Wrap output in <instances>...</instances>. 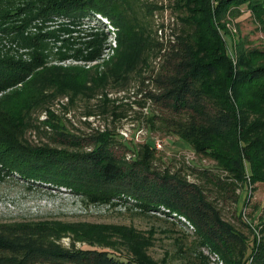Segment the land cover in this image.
Here are the masks:
<instances>
[{
	"label": "trees",
	"instance_id": "obj_1",
	"mask_svg": "<svg viewBox=\"0 0 264 264\" xmlns=\"http://www.w3.org/2000/svg\"><path fill=\"white\" fill-rule=\"evenodd\" d=\"M167 8L176 24L166 31L156 21L166 6L151 0H0V181L15 175L63 187L83 203L117 200L163 215L190 233L195 262L188 264H207L205 252L225 264H264V216L256 223L239 216L247 232L224 220L182 169H156L151 137L179 139L212 161L214 175L187 168L222 198L230 192L236 206L237 189L264 184V48L236 43L225 25L247 14L242 21L264 31V0H172ZM97 15L115 29L109 59L111 35ZM112 90L126 91L135 109L116 105ZM58 96L71 107L97 99L86 114L98 111L111 126L72 133L48 111ZM133 110L137 124L125 140L116 122ZM138 129L146 131L141 143L134 142ZM151 244L121 225L0 222V264H170L147 254Z\"/></svg>",
	"mask_w": 264,
	"mask_h": 264
},
{
	"label": "rangeland",
	"instance_id": "obj_2",
	"mask_svg": "<svg viewBox=\"0 0 264 264\" xmlns=\"http://www.w3.org/2000/svg\"><path fill=\"white\" fill-rule=\"evenodd\" d=\"M156 1L157 4L164 3L166 9L163 12L156 14V21L163 22L165 26H174L176 21L171 14L167 5L172 0H151ZM247 16V14H246ZM246 16L242 17H227L225 25L227 31L231 34L233 41L236 43L246 42L248 46H256L264 48V31L257 30L256 24L252 19L243 20ZM107 27H111V23L104 19L102 16L97 15ZM172 26V27H173ZM228 48L232 51V40L229 35H225ZM113 56V55H112ZM111 56V57H112ZM134 84V82L132 83ZM130 84V85H132ZM129 85V86H130ZM134 85L131 86V89ZM124 90H112L108 92V98L116 100V105L121 103H132V99L128 97ZM98 100L102 96L97 97ZM96 100H92L90 105L84 102H78L75 106H69L68 96H58L55 98L53 104H49L48 111L55 114L60 118L61 124L64 125L69 131L74 134L88 133L90 128L99 126H111L110 118H105L104 114L98 111L87 115V109L94 108ZM131 106L135 109V105ZM158 107V106H157ZM96 110V109H95ZM158 111V110H157ZM135 110L129 111L127 117L116 122L118 132L135 129ZM85 118V119H84ZM89 118V119H87ZM84 123H89L87 126ZM133 126V127H132ZM148 137V136H147ZM154 139H159L163 142L162 148L158 149V161H156V169L160 171L169 168L171 171L180 170L184 178L191 183L199 184L205 187V194L208 200L212 201L214 205L221 211L224 220L228 221L236 228L246 231L241 225L239 216H242L246 222H252L259 217L264 216V184H257L254 189L240 187L236 193H241L238 206L233 202V196L230 192L226 197L222 198L216 188L209 183H204V178L198 176L195 172L191 173L189 168H209L210 174H216L212 170L214 163L208 159H203L192 151L188 144L179 139L172 137H165L160 133L151 136ZM34 142H38L36 138L30 137ZM143 139H146L143 138ZM153 139V140H154ZM136 142V141H134ZM136 142V143H141ZM36 144V143H35ZM219 176V175H218ZM211 175L208 176L210 178ZM221 177V176H220ZM112 205H94L83 203L80 197L75 196L73 193L67 191L65 188H56L44 184H31L25 179H20L15 175L6 177L0 181V222H22V221H61V222H87L97 225H121L133 227L143 237L152 241L151 246L147 249V254L154 260L160 261L165 256L168 257L170 264H188L195 260L194 256H188V247L191 245L192 238L190 233L184 229L180 230L170 223L165 221L163 215L157 213H139L127 209L121 205L117 200L112 201ZM241 212V213H239ZM168 220H171L167 218ZM178 239L186 254L183 257L178 256V246L175 245V240ZM67 239H63L66 245ZM188 253V254H187ZM170 256H169V255ZM208 257L207 264H225L221 258L204 253ZM195 262V261H194ZM219 262V263H218Z\"/></svg>",
	"mask_w": 264,
	"mask_h": 264
},
{
	"label": "built area",
	"instance_id": "obj_3",
	"mask_svg": "<svg viewBox=\"0 0 264 264\" xmlns=\"http://www.w3.org/2000/svg\"><path fill=\"white\" fill-rule=\"evenodd\" d=\"M107 30L110 32L111 37H110V40H109V45L110 46L105 50V53H104V56H103L104 59H109L114 54V51H115L116 46H117V43H116V40H115V29H112L111 27H109V29H108V27H107ZM159 34H161V30L159 31ZM44 119H45V114H41L40 115V120H44ZM87 119H89V118H87ZM126 131L127 130H122L119 133L123 136V138L125 140H128V139L131 140L132 129L129 132H126ZM145 136H146V131H144L142 129H138V130L135 131L134 141L140 142ZM162 145H163V142L161 140L157 139L155 141V148L157 150L161 149ZM181 221L185 222L187 224V226L189 227V229L191 230V226L189 225L188 222L185 221V219L181 218ZM213 256L217 257L216 255H213ZM220 264H221V262H220Z\"/></svg>",
	"mask_w": 264,
	"mask_h": 264
}]
</instances>
